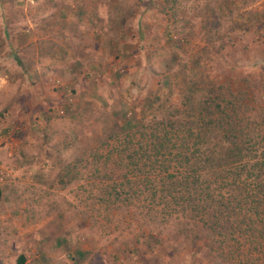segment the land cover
Wrapping results in <instances>:
<instances>
[{
	"label": "rangeland",
	"instance_id": "1",
	"mask_svg": "<svg viewBox=\"0 0 264 264\" xmlns=\"http://www.w3.org/2000/svg\"><path fill=\"white\" fill-rule=\"evenodd\" d=\"M263 71L264 0H0V264H213L108 141Z\"/></svg>",
	"mask_w": 264,
	"mask_h": 264
},
{
	"label": "trees",
	"instance_id": "2",
	"mask_svg": "<svg viewBox=\"0 0 264 264\" xmlns=\"http://www.w3.org/2000/svg\"><path fill=\"white\" fill-rule=\"evenodd\" d=\"M236 79L203 78L202 90L193 82L160 121H143L132 109L115 119L108 144L120 163L137 167L139 192L200 225L186 222L179 231L206 236L194 254L213 264H264V71L258 84L241 79L253 82L249 89Z\"/></svg>",
	"mask_w": 264,
	"mask_h": 264
}]
</instances>
